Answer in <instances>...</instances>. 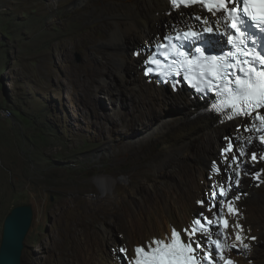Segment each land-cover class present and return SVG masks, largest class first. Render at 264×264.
<instances>
[{"label": "rangeland", "instance_id": "374dc122", "mask_svg": "<svg viewBox=\"0 0 264 264\" xmlns=\"http://www.w3.org/2000/svg\"><path fill=\"white\" fill-rule=\"evenodd\" d=\"M145 1L92 0L80 6L77 0H0V106L10 107L16 114L11 119L0 118V245L7 213L20 204L32 205L35 219L26 240L24 264H67L59 251L70 254L75 250V244L66 246L73 235L80 233L84 246L91 242L97 248L100 227L110 229V244L121 242L129 221L122 208H115L118 199L124 197L125 205L159 173L167 183L179 178L176 161L167 168L160 165L172 159L161 149L149 153L140 144L129 146L137 128L135 101L128 95L111 100L107 94L96 97L88 91L92 100L88 105L79 84L102 67L96 58L106 52L100 46L106 38L102 25L131 6L141 8ZM182 11L177 7L174 11V15L188 14L189 21L182 25L199 12L195 8ZM77 33L81 40L71 57L57 53L52 43L58 35ZM105 77L111 88L122 87V79L113 70ZM115 100L123 104L127 115L114 114ZM122 115L127 116L126 122L120 121ZM208 141L200 139L184 151L182 159L188 161L190 170H205L213 187L210 174L214 172L207 157L221 155L226 143ZM258 168L264 170V160H258ZM225 170L223 167V173ZM120 171L140 175L119 181L116 190L101 195L93 177ZM250 181L244 183L246 191ZM256 185L255 195L245 199L261 211L264 183ZM57 243L60 249L54 250ZM259 252L263 257L264 244Z\"/></svg>", "mask_w": 264, "mask_h": 264}, {"label": "bare ground", "instance_id": "6f19581e", "mask_svg": "<svg viewBox=\"0 0 264 264\" xmlns=\"http://www.w3.org/2000/svg\"><path fill=\"white\" fill-rule=\"evenodd\" d=\"M91 1L77 0V3L80 6H85ZM141 6V8L131 6L128 12L113 15L110 23L102 25V31L106 38L100 41V46L106 52L96 56L97 63H100L102 67L95 69L89 79L80 80L79 84L85 93L88 105H92V100L88 99V91L95 94L96 97H99L100 93L107 94L111 100L113 96L128 95L135 101L133 106L137 128L131 137L129 146L140 144L143 148L148 149L149 153L158 148L161 149L167 157H172V159H165L161 161L160 165L167 168L172 165L173 161H176L179 164V178L167 183L162 178L164 174L159 173L152 184L138 189L141 192L136 197L129 198V202L125 205H123L124 197L121 200L118 199L115 208H122L129 221L128 227L124 229L123 240L110 244V239L113 238L107 227H100L97 248L91 242L84 246L80 233L77 236L73 235V240L66 246L69 247L71 243L75 244V250L70 254L59 251L60 255L66 256L67 264H126L114 249L123 246L128 249L129 255H132L135 246L144 244L154 237H165L166 234L171 233L174 226L178 229L190 227L195 218L193 211L201 207L202 212L208 213L209 201L206 200V195H210V191L217 185L225 184L228 177L236 175L237 164L232 166L230 160L233 156H240V154L238 150L230 156L219 154L217 157V154L212 152L211 156L206 154L207 161L211 166L209 169L214 172L210 174V178L212 177L217 183L214 188L210 186L205 170L202 168H199L198 171L194 168L189 169L188 161L182 159L184 151L195 146L202 138L208 139V143L218 140L219 145H223L224 142L227 143V140L232 138L248 137L251 130L246 129L253 128L254 125L251 116L238 120H225L222 114L211 115L217 112L200 114L199 110L204 108V104L198 98L192 97L184 90L175 94L167 86H159L156 81H147L143 75L142 66L144 58L148 54V46L162 41L163 34L174 33L176 27H182V23L189 20V16L186 13L174 15L176 7L172 5L171 0H146ZM39 9L43 10V7ZM195 10L199 11L197 14H201V17L209 19L210 25L214 26L215 23L216 26H220L223 24V19L219 15H212L200 6H196ZM79 35L81 34H71V36L60 34L56 38V42L52 44L57 46V53L70 58L72 50L78 48L79 40H81ZM71 44H73L72 49H70ZM88 62L91 66L95 64L92 59ZM112 70L122 79V87L113 89L106 82L105 76ZM129 90L132 94L131 97ZM112 104L115 115L120 116L125 113L122 103L115 100ZM7 108L10 114H14L13 109ZM126 113L125 115L128 114ZM121 120L126 122L127 116L122 115ZM221 135L224 138H221ZM252 146L255 148V145ZM241 147L240 145L239 149ZM255 151H258V148H255ZM244 159L254 165L253 168L258 167L259 159L254 162L250 157H244L238 163L240 164ZM223 167L226 169L224 173ZM214 168H218L219 172ZM254 172L257 170L254 169ZM258 173L263 180L264 171H258ZM138 175L140 173L120 171L100 176L113 178L123 176L127 178L125 181L127 182ZM252 180L248 183L245 194L238 200L239 216L231 217L232 222L238 220L244 226L248 236L257 237L256 241H247L251 244V248L238 258L239 264H264V256L258 254L259 246L264 244V207L261 211H257L245 199L255 195L257 185L252 184ZM118 187L119 180L112 191ZM144 198L146 200H142ZM198 201H205V205L202 207ZM231 232L232 230L229 229V233ZM228 238L233 243L235 242L234 235H229ZM85 239L88 240V238ZM142 241L144 243H141ZM52 247L54 250H59L60 244L57 243ZM31 263H33L32 260Z\"/></svg>", "mask_w": 264, "mask_h": 264}, {"label": "snow or ice", "instance_id": "6c2138e0", "mask_svg": "<svg viewBox=\"0 0 264 264\" xmlns=\"http://www.w3.org/2000/svg\"><path fill=\"white\" fill-rule=\"evenodd\" d=\"M175 7L181 5H195L200 3L203 8L212 15L225 17L227 24L224 32H218L215 26H210L207 18L200 16L195 17L201 21L202 30L197 31L191 27L184 30L176 31L174 37H169L172 43L173 51H167L168 45L160 44L158 48L164 49L162 55L167 60L170 57H176L171 60V66H178L176 75H179V69H185L187 72L198 74L192 77L184 78L192 83L206 81L207 86L220 89L226 93V99L221 101L216 110L224 112L225 108L231 110V114H227L228 119L238 116H252L255 114V120L259 121L261 127H264V48L257 50L254 45L256 39L251 40L253 47L249 46L248 29L255 26L259 32L264 34V4L261 5L257 12L255 0H243V6H237L239 0H171ZM247 18V19H245ZM251 20L253 24L247 23ZM231 29L232 31H229ZM226 36V43L231 46L224 56L206 55V48L195 47L194 52L199 54L191 55L189 51L184 50L185 44L194 45L198 41H203L204 35ZM255 35V34H253ZM207 43V41H203ZM147 63L156 65L160 68L161 74L166 78L171 76L170 70H165L162 61L155 57L150 58ZM259 65V67H257ZM147 71H153L148 68ZM234 71L238 74H233ZM222 81V84L216 83ZM253 127H256L254 124ZM257 127V131L261 130ZM251 130V129H246ZM261 143H264V135L259 137ZM233 144L229 140L225 153L231 152ZM243 150L240 156H244ZM232 159L237 161L239 167V157L233 156ZM250 159L252 161L264 160V156L257 157L253 151ZM219 172L218 168H214ZM239 173H236L235 184L239 186ZM256 179H260V174H256ZM233 177H228L226 183L219 186L218 195L227 198L229 192L232 191ZM213 197L217 196V192L211 193ZM239 196H235L234 200H225L223 202H209L207 211L212 213L214 209H219L214 213L215 220L204 212H201L195 218L190 227L177 229L172 228L170 235L164 238L154 237L144 244L137 245L133 249V254L129 255L126 247L114 249L120 255L122 261L126 264H234L225 252H231L235 249L237 252L243 251L247 253L251 244L247 241H256V236H248L244 226L237 221L229 222L228 217L223 212V204L227 205L228 216L238 217L239 209L236 207L235 201L239 200ZM203 207L205 201H198ZM229 229L232 230L229 233ZM229 235H234L235 242L231 245H225L222 241L227 240ZM215 236V238H212ZM205 241H207V246Z\"/></svg>", "mask_w": 264, "mask_h": 264}, {"label": "clouds", "instance_id": "9594fccd", "mask_svg": "<svg viewBox=\"0 0 264 264\" xmlns=\"http://www.w3.org/2000/svg\"><path fill=\"white\" fill-rule=\"evenodd\" d=\"M184 11L185 10H187V9H183ZM183 12V11H182ZM182 26H188V24H183ZM167 33H165L164 34V36L166 35ZM164 36H163V38H164ZM155 45V44H154ZM151 47H154L153 45H151ZM147 67L146 66H144V64H143V66H142V71H143V75H144V77L147 79V81L148 82H152V81H156V83L159 85V86H167V87H169V89H170V91L172 92V93H175V94H177V93H179L180 92V90H184V91H186V92H188L189 94H191V96L192 95H194L192 92H190V90L188 89V86H186V85H183L182 87H180V90H178V91H175L174 89H173V87L171 86V85H169V84H161L160 82H158V77L156 76V77H151L150 75H147L146 74V71H147ZM196 98H198V96H196V95H194ZM193 97V96H192ZM194 97V98H195ZM199 99V98H198ZM200 100V99H199ZM201 102V101H200ZM204 104V103H203ZM200 111V110H199ZM210 113V112H209ZM209 113H206V114H209ZM212 113V112H211ZM206 114H203V115H206ZM225 148V146H223L222 148H221V155H222V151H223V149ZM257 148H258V151H255V148H252L251 147V152L250 153H248V155L247 156H245V157H250L251 156V153L254 151L256 154H257V157H259V156H262L263 155V152H264V148H260L259 146H257ZM236 150H238V152H239V144L237 143V145H236ZM239 154H240V152H239ZM223 156V155H222ZM237 157H240V158H244V157H242V156H237ZM243 160H241V163L239 164V167H237V170H236V173L238 172L239 173V180H240V184H239V186H237L236 184H235V179H236V175L233 177V180H232V191L231 192H229V195H228V197L227 198H225V197H222V196H219L218 195V192H219V186L220 185H217V187L215 188V186H216V182H213V187L215 188V189H213L211 192H210V195L208 196V194H207V201H209V202H217V203H219V202H223V201H225L226 199L227 200H234L235 199V196H243L244 194H245V188H244V183H246L247 182V180H251V179H253L252 180V183L253 184H263L264 183V179L262 180V177H260V179H256V174L258 173V172H254V169L255 170H257V171H261V172H263L264 170H261V169H259L258 167H256V168H253L254 167V165H252L250 162H248L246 159H244V161L242 162ZM230 164L233 166L234 164H233V162H232V160H230ZM237 164V163H236ZM249 178V179H248ZM126 177H123V176H121V177H116V178H113V177H108V176H95V177H93V183L96 185V187H97V190H98V192L101 194V195H106V194H108L109 192H111L112 190H113V188L115 187V185H116V183H117V181L119 180V181H126ZM245 180V181H244ZM225 185V187H227V183H225L224 184ZM213 191H215V192H217V196H215V197H213L212 195H211V193L213 192ZM235 204H236V207L239 209V204H238V200H236L235 201ZM219 209H214L213 210V212L212 213H205V215H208V216H210L211 218H213V220H215V216H214V213L216 212V211H218ZM223 212H224V214L228 217V219H229V222L231 223L232 222V219H231V217L232 216H228V208H227V205L226 204H223ZM198 213V214H197ZM196 214H195V218H197L198 216H199V214L201 213V211H198ZM194 218V219H195ZM178 229V228H177ZM179 230V229H178ZM166 235H170V234H166ZM165 235V236H166ZM159 238H164V237H159ZM212 238H215V236H213ZM205 243H206V246H207V241H205ZM222 243L223 244H225V245H231L233 242L231 241V239L230 238H227V240H224V241H222ZM136 247V246H135ZM225 255L226 256H228L232 261H234V264H239L240 262H239V260H238V258L239 257H241V256H243L244 255V253H243V251H241V252H237L235 249H233L231 252H225ZM221 264H222V262H221Z\"/></svg>", "mask_w": 264, "mask_h": 264}, {"label": "water", "instance_id": "95a60500", "mask_svg": "<svg viewBox=\"0 0 264 264\" xmlns=\"http://www.w3.org/2000/svg\"><path fill=\"white\" fill-rule=\"evenodd\" d=\"M34 219L35 209L30 204L17 205L8 213L3 225L0 264H24L26 240Z\"/></svg>", "mask_w": 264, "mask_h": 264}, {"label": "built area", "instance_id": "2783aa9c", "mask_svg": "<svg viewBox=\"0 0 264 264\" xmlns=\"http://www.w3.org/2000/svg\"><path fill=\"white\" fill-rule=\"evenodd\" d=\"M14 117V114H10L6 106H0V118L11 119Z\"/></svg>", "mask_w": 264, "mask_h": 264}, {"label": "trees", "instance_id": "16d2710c", "mask_svg": "<svg viewBox=\"0 0 264 264\" xmlns=\"http://www.w3.org/2000/svg\"><path fill=\"white\" fill-rule=\"evenodd\" d=\"M13 111H14V110H13ZM15 115H16V114H15V112H14V117H15ZM11 210H12V209H11ZM11 210H10V211H11ZM10 211H9V212H10ZM9 212H8V213H9ZM8 213H7V215H8Z\"/></svg>", "mask_w": 264, "mask_h": 264}]
</instances>
